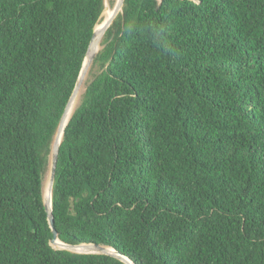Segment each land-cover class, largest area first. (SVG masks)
<instances>
[{"label":"trees","instance_id":"16d2710c","mask_svg":"<svg viewBox=\"0 0 264 264\" xmlns=\"http://www.w3.org/2000/svg\"><path fill=\"white\" fill-rule=\"evenodd\" d=\"M104 1L0 0V264H127L53 247L44 202ZM101 45L60 145V239L264 264V0H125Z\"/></svg>","mask_w":264,"mask_h":264},{"label":"water","instance_id":"95a60500","mask_svg":"<svg viewBox=\"0 0 264 264\" xmlns=\"http://www.w3.org/2000/svg\"><path fill=\"white\" fill-rule=\"evenodd\" d=\"M124 1L125 0H119L118 4L116 5L115 13H114L112 19L110 20V22L107 24V26L103 30V36L105 35L106 31L111 26V24L114 22L115 18L118 16V14L120 12H123ZM96 33L97 32H96V27H95L93 37H92L91 42L89 44V47H88V50H87V53H86V56H85V59L83 62V66H82L79 78H78L76 86H75V89L71 95V98H70V100H69V102L65 108V111L62 115L59 126L57 128V131H56V134L54 137V141H53V145H52L51 154H50L49 170H48L46 175H48V180L51 183L52 195H51L49 200H47L44 197V202H45V207H46V211L48 214V221H49V224H50L52 231H53V238L51 239V245L53 247H58L61 249H67L69 251L76 252V253L107 254V255L114 256V257L122 260L123 262H125L127 264H136L130 258L125 256L123 253H121L119 250H117L114 247L108 246V245L99 244V243H80V244L66 243L60 239L59 232L55 226V216L53 213V187H54V182H55V177H56V170H57V164H58V159H59L60 145H61V142L63 140V136H64V132H65L64 127H65V122L67 119V111H68L69 106L71 105L72 101L74 100V98H76L78 92L81 90L84 83H86V81H87L86 79L89 75V72H90L91 67L94 63V60H95L98 52L101 50V48H100L99 50L96 51L93 48V43H94V40L96 37ZM69 121H68V123H69ZM68 123H67V125H68ZM78 248H81V250H79Z\"/></svg>","mask_w":264,"mask_h":264},{"label":"bare ground","instance_id":"6f19581e","mask_svg":"<svg viewBox=\"0 0 264 264\" xmlns=\"http://www.w3.org/2000/svg\"><path fill=\"white\" fill-rule=\"evenodd\" d=\"M119 0L117 1L116 5L118 4ZM116 5L114 7V9L110 10V9H107L105 10V22L102 26H100L99 28H97V25H96V37H95V40H94V43H93V48L94 50H99L101 48V43L103 41V30L104 28L107 26V24L110 22V20L112 19L114 13H115V8H116ZM89 77V76H88ZM87 77V79H88ZM86 79V80H87ZM85 83L84 85L82 86L81 90L78 92L76 98H74V100L72 101L71 105L69 106V109L67 111V119H66V122H65V127L68 123V121L71 119L73 113L75 112V110L77 109V107L79 106L80 102H81V98H82V95L85 91ZM64 127V129H65ZM52 195V188H51V183L49 181L48 185L45 187V184H44V197L49 200L50 197ZM79 250H81V248H78Z\"/></svg>","mask_w":264,"mask_h":264},{"label":"rangeland","instance_id":"374dc122","mask_svg":"<svg viewBox=\"0 0 264 264\" xmlns=\"http://www.w3.org/2000/svg\"><path fill=\"white\" fill-rule=\"evenodd\" d=\"M117 1H118V0H105V1H104V3H105V5H104V10H103V13H102V15H101V18H100V20H99V22H98L97 28H99L100 26H102V25L104 24V22L106 21V20H105V10H107V9H110V10L114 9V7H115ZM105 8H107V9H105ZM102 47H103V46H101V49H102ZM99 71H100L99 66H96L95 69H94V73H98ZM88 76H89V77H88V79H89V78H91L92 75L89 74ZM48 183H49L48 175H46V176H45V179H44L45 187L48 185ZM55 248H58V247H55Z\"/></svg>","mask_w":264,"mask_h":264}]
</instances>
